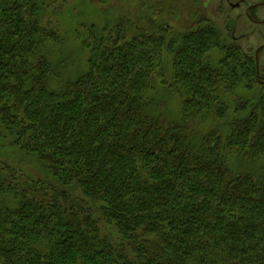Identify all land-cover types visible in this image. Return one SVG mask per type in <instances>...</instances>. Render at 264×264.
I'll list each match as a JSON object with an SVG mask.
<instances>
[{
    "label": "trees",
    "instance_id": "16d2710c",
    "mask_svg": "<svg viewBox=\"0 0 264 264\" xmlns=\"http://www.w3.org/2000/svg\"><path fill=\"white\" fill-rule=\"evenodd\" d=\"M44 10L0 0V151L41 171L23 178L1 158L0 264H264V85L252 58L205 21L130 35L91 23L79 31L86 68L67 77ZM159 87L178 97L177 117Z\"/></svg>",
    "mask_w": 264,
    "mask_h": 264
},
{
    "label": "rangeland",
    "instance_id": "374dc122",
    "mask_svg": "<svg viewBox=\"0 0 264 264\" xmlns=\"http://www.w3.org/2000/svg\"><path fill=\"white\" fill-rule=\"evenodd\" d=\"M44 2L45 10L43 14L44 22H49V25L55 26L59 29L60 35L63 37V43L55 47V56H50L52 62L60 59L66 60L63 65V71L68 73L67 77H75L86 68V52L79 46L80 36L79 31L85 32V29L94 23L102 33L103 28L107 24L108 31H113L115 26L124 24L129 29L134 24L154 23L155 25L161 24L162 21L171 20L172 25L178 28H190L194 24L197 15L204 16L205 14L213 18L217 27H220L226 19H235L238 22L236 35H240L241 30L239 24H244V18L238 16L239 9L230 8L224 0H38ZM224 1V2H222ZM162 3V4H161ZM219 3V8L217 4ZM160 11V12H159ZM176 17L178 22L176 21ZM177 22V23H176ZM85 25V27H81ZM99 27V28H98ZM221 28V27H220ZM78 29V30H77ZM76 30L78 32H76ZM135 33V28L133 29ZM247 34H253L251 28L246 29ZM81 33V32H80ZM78 34V35H77ZM131 34L129 29L127 35ZM113 36V35H112ZM70 56L67 61L66 57ZM168 55L166 52L163 54V61L167 63ZM165 71V75L167 74ZM255 83L256 80H255ZM242 85L235 89V94L245 93ZM158 95H162L161 103L169 119L177 117L180 110L179 99L175 95L168 94L164 87H159L157 90ZM232 94V93H230ZM247 94V93H245ZM239 95V94H238ZM237 95V96H238ZM231 100L234 95H229ZM229 118V115L227 116ZM214 122V121H213ZM215 123V122H214ZM207 122L205 128L210 126ZM226 127L223 128V131ZM224 135V133H223ZM17 156L15 160L12 157ZM9 158L12 165H16L22 172V177L27 176L37 177L40 176L41 171L36 166L18 161V155L13 153L9 156L0 151V161ZM7 160V161H8ZM20 160V159H19ZM8 161V162H9ZM22 161V160H21ZM98 215V214H97ZM103 234L107 235L109 239L117 243L118 236L114 227L104 229L101 227Z\"/></svg>",
    "mask_w": 264,
    "mask_h": 264
},
{
    "label": "flooded vegetation",
    "instance_id": "af4514ba",
    "mask_svg": "<svg viewBox=\"0 0 264 264\" xmlns=\"http://www.w3.org/2000/svg\"><path fill=\"white\" fill-rule=\"evenodd\" d=\"M227 5L232 9H239L238 16L244 18V24H239L241 30L240 35H236L238 22L235 19H226L220 27H217L225 35L230 36L235 42L238 43L241 51L252 58L253 69L255 72V80L259 85H264V0H224ZM222 1V2H224ZM219 8V3L217 4ZM176 21L178 19L176 17ZM211 23L217 26L216 20L208 15H197L193 26H197L201 22ZM176 22V23H177ZM192 26V27H193ZM251 28L254 32L250 34L246 32L247 28ZM180 30L186 28H181ZM196 28V27H195Z\"/></svg>",
    "mask_w": 264,
    "mask_h": 264
}]
</instances>
